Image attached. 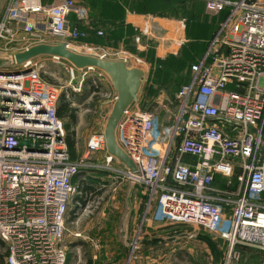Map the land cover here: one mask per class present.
I'll return each mask as SVG.
<instances>
[{
  "label": "built area",
  "instance_id": "1",
  "mask_svg": "<svg viewBox=\"0 0 264 264\" xmlns=\"http://www.w3.org/2000/svg\"><path fill=\"white\" fill-rule=\"evenodd\" d=\"M194 1L204 3L210 15L225 10L230 14L206 56L192 66L190 83L176 94L168 137L156 115L138 103L124 112L117 140L136 172L115 167L104 131L89 137L81 160L73 159L66 129L56 115L61 89L46 75L43 62L62 65L76 94L83 92L89 75L95 76L101 87L86 101L99 100L106 114L102 121L108 120L117 100L116 94L99 92L105 91L103 73L88 69L79 76L56 58L15 65L11 58L16 53L5 55L0 49V56L8 59L6 68L0 64V248L6 264H67L68 215L71 206L81 207L73 205L74 179L81 168L142 189L149 205L156 203V223L192 225L220 236L227 243L223 264H241L240 248L260 252L264 264V4ZM6 3L0 46L23 43L20 52L44 43L49 35L53 44L77 54L123 61L130 69L149 73L139 56L89 43L87 30L71 22L72 16L79 22L84 17L76 0ZM33 16L35 24L29 22ZM19 20L27 25L23 38L16 40L8 25ZM157 32L156 26L147 25L135 38L136 45L141 36L156 39ZM97 37L103 38L104 31ZM98 154L104 155L102 165L87 163ZM186 157L197 162L185 163ZM218 176L228 181L226 189L215 187Z\"/></svg>",
  "mask_w": 264,
  "mask_h": 264
},
{
  "label": "rangeland",
  "instance_id": "2",
  "mask_svg": "<svg viewBox=\"0 0 264 264\" xmlns=\"http://www.w3.org/2000/svg\"><path fill=\"white\" fill-rule=\"evenodd\" d=\"M166 1L174 5L166 11L167 16L179 21L187 19L190 27L201 24L203 20V23L207 26L216 19L207 15V11L203 6L198 5L196 7L193 2L192 4H184L186 2L183 0ZM256 1L264 4V0ZM5 3L6 0H0V14L4 11ZM112 3L119 5L120 10L114 11V14L118 17L124 13L123 7L131 12L144 11L141 7L142 4L137 0H76L77 7L84 8V10L80 8L81 11H84L82 20L87 21L102 17L100 6ZM220 26L213 27L212 31L207 33V38H192L193 40L190 43H183L181 48H174L172 53H169L160 62L154 57V53L149 50L150 53L146 52L144 55L145 59L147 58L146 60L151 62L152 72L143 89L141 106L156 115L165 137L169 136L170 128L166 129L164 123H172L176 116L175 107H172L173 98L188 83L192 66L208 53L218 37ZM43 63L46 67V75L50 77L56 87L61 89V97L65 95L67 101H71V109L77 110L76 122L69 127L71 131L66 130V132L75 133L76 151L73 157L76 161H79L85 155L86 143L89 137L105 130L107 120H102L103 118L106 119V114L99 107V100L95 99L96 97L86 102L84 100L85 103L82 101L83 105L78 100H73L74 97L81 98L69 86V75L62 65L54 64L48 60ZM0 64L2 68H6L8 59L6 57L0 58ZM88 80L92 81L91 84L98 92L95 87H101V82L95 76L90 75L86 80V84ZM103 84L105 91L99 92L103 93L104 96L113 94V89L105 83V80H103ZM91 89L92 86L89 85L86 90ZM64 122L65 125L68 124V121ZM171 126L172 124L168 127ZM97 156L101 157L99 154ZM96 158V156L89 157L87 163L94 164ZM84 175L90 179V182L88 181L90 185L98 190L102 189L103 194L100 198L88 195L86 206H82L80 211L76 213L75 216L78 220L73 223H70V221L75 207L71 206L68 215L70 233L66 238L68 248L67 264H73L72 256L79 257L83 255L81 249L75 248L74 242L76 240L83 242L86 259L89 256L94 260V264H223L227 243L220 236L192 225L156 223L153 221L152 216L151 218L147 217L145 221H142L141 217L133 222L127 211L130 208L128 201L123 200L127 189L120 191L119 186L114 183L113 175H101L89 171ZM99 178L107 181V183L102 185L95 183L94 181L99 180ZM125 184L130 185L131 183L127 182ZM233 184H236V179H233ZM75 188L73 205L76 204V197L80 196L76 185ZM155 204V202L152 203V213ZM150 215L148 214V216ZM135 239V246L129 258L130 248ZM2 254H4V249L0 248V256Z\"/></svg>",
  "mask_w": 264,
  "mask_h": 264
},
{
  "label": "crops",
  "instance_id": "3",
  "mask_svg": "<svg viewBox=\"0 0 264 264\" xmlns=\"http://www.w3.org/2000/svg\"><path fill=\"white\" fill-rule=\"evenodd\" d=\"M229 1H238V0H229ZM43 2L45 4H51L53 2V0H43ZM195 3V6L198 7L199 6H203L205 11V5L202 2H198L195 1L193 2ZM121 4V3H119ZM188 4H192V2L188 3ZM197 4V5H196ZM7 3L4 4V11L6 8ZM119 5L117 3H112L110 5H102V7L100 6V11L103 14L102 17H99V19L97 20H91V21H87V20H81V22L77 21L78 19L75 16L71 17V22L72 24L81 29V30H85L87 29L88 33H90L91 38L88 39L89 43L95 44L93 43V40H95L96 43H98L99 45L105 47V48H112L115 50H126L132 54H134L133 52H131L130 50H128V46H130L132 43L134 44L135 42V38L139 35L142 29H144L147 25L148 26H156L159 29V32L156 33L155 38L156 39H149L146 37L141 36V42L140 44L136 46L137 49V54H141V56L147 52V53H154V57L156 59H158L160 61H162L169 53H172V51L174 50V48H181L183 43H190L191 40H193L192 38H207V33L212 31V28L215 27L216 25H221L220 26V30L223 26V24L226 22L230 11L229 10H225L220 14L217 15H210L207 12V15H209L211 18H216L214 20L213 23H210L209 25L206 26L203 21H201V24L196 25V26H189V22L187 19H183L181 21L176 20L170 16H163V15H158L155 13H151V12H136V11H128V9H126L125 7H123L124 9V13H122L119 17L116 16L114 14V11H118L120 10ZM123 6V5H122ZM82 8V7H79ZM84 10V8H82ZM3 11V13H4ZM3 13L0 14V21L2 20L3 17ZM83 19V18H82ZM37 21V19L35 18V16L31 17L29 22L30 23H34ZM208 21V20H207ZM43 22L46 23V21L43 20ZM212 22V21H211ZM27 25V22L19 20V21H14L12 23H10L8 25L9 29H11L13 31V33H15V36L13 38H16V40H20L19 38H23V32L25 30V27ZM98 27V28H96ZM108 27L110 28H114V29H110L108 30ZM93 28V29H92ZM103 30L106 32V37L107 38H96V34L94 32H92L93 30ZM120 30V31H118ZM220 30L218 32V34L220 33ZM203 33V34H202ZM209 35V34H208ZM221 37H224V33L222 34ZM45 38H47L44 43H50L53 44L55 41L51 40V37L49 35H47ZM134 40V41H133ZM178 40V41H177ZM179 42L180 46L177 47L176 43ZM24 44L23 43H13L12 45H8L7 43H3L0 46V49L2 52L5 53V55L7 54H13V53H17L20 49L22 50ZM150 52H149V51ZM7 52V53H6ZM136 55V54H134ZM143 55V56H144ZM206 55H204L203 57H201L195 64L200 63L203 58ZM2 57V56H0ZM211 60H208V62H210ZM194 64V65H195ZM10 68V67H9ZM149 76L150 74H146L144 80H143V85L139 94V107L142 109L141 107V96L143 94V89L146 85V83L149 80ZM192 78V75H190V79L188 81V83H190ZM105 83L109 84L111 86V88L113 89V94H116V91L114 90V88L111 85V82L109 81L108 78L105 79ZM187 83V84H188ZM117 95V94H116ZM142 110H146V109H142ZM101 156L100 158L98 156H96V160L100 161L103 163L104 161V155H99ZM183 162L185 163H196L197 160L193 159V158H189L186 157L184 158ZM99 164V165H102ZM115 167L118 169H122L124 166H121L117 161L115 164ZM101 175L106 174V173H100ZM107 175V174H106ZM219 178V176L217 177ZM216 178V179H217ZM107 183V181L105 180H101V182H99L100 185ZM114 183L119 186L120 191H124V189H127L126 194H124V199L123 200H127L128 201V206H130V208L127 210L128 213L130 214L129 217H131V219L133 220V222L139 218L142 217V221H145V219H147V217L153 218V214L156 210V204L154 207V211L152 213V206L149 205V196L147 195V193H144L142 191V189H140L139 187L134 186L133 184H117L116 181H114ZM103 191V190H102ZM83 205H81V207H77L75 206L74 210L76 211V213L78 211H80V209L82 208ZM74 207V206H73ZM77 208V209H76ZM148 214L150 216H148ZM78 220L75 219L74 221H70V223L76 222ZM154 221V220H153ZM141 229V227H140ZM79 238H81V236H78ZM80 240H76V242H74L75 244V248H79L82 250L83 255L81 256H72L73 259V264H85L86 259V255L84 253V248H83V242H79ZM72 248V247H71ZM79 250V251H81ZM71 255V253H70ZM93 260V259H92ZM94 262V260H93Z\"/></svg>",
  "mask_w": 264,
  "mask_h": 264
},
{
  "label": "water",
  "instance_id": "4",
  "mask_svg": "<svg viewBox=\"0 0 264 264\" xmlns=\"http://www.w3.org/2000/svg\"><path fill=\"white\" fill-rule=\"evenodd\" d=\"M38 58H56L72 66L79 76L84 70L92 69L103 73L111 82L116 91L117 100L113 105L107 120L104 135L107 153L121 166L136 172L133 162L118 144L117 127L124 112L133 104L139 102V94L146 73L140 69H130L123 61L102 60L93 56L80 55L67 50L63 44L40 43L16 53L11 58L15 65H25ZM27 71V70H25ZM26 145L25 143H22ZM202 161V160H201ZM213 165L214 162H209ZM135 241L130 248V256L135 246Z\"/></svg>",
  "mask_w": 264,
  "mask_h": 264
},
{
  "label": "trees",
  "instance_id": "5",
  "mask_svg": "<svg viewBox=\"0 0 264 264\" xmlns=\"http://www.w3.org/2000/svg\"><path fill=\"white\" fill-rule=\"evenodd\" d=\"M137 1H139L142 4L141 7H142V10H144L142 12H151V13H155V14L163 15V16H167L166 11H168L172 6H174L172 3H169L166 0H137ZM183 1L186 2L184 4H187L190 2H195L194 0H183ZM138 9H140V8H138ZM138 12H140V11L138 10ZM96 28H98V27H96ZM114 28H116V27H114ZM114 28L108 27V30L114 29ZM85 30H87V29H85ZM92 32H94L96 34L95 35L96 38H98L97 37L98 30L95 29ZM106 35H108V34H106V32L104 31V37L102 39L109 37V36L106 37ZM89 38H91L90 33H89ZM93 43H95V45L101 46L98 44L99 42L96 43L95 40H93ZM136 46L137 45L134 42V44L132 43L130 46H128V50H130L131 52H133L134 54H136L137 56L142 58L147 63V65L149 66V74L151 75V72H152L151 62L149 60H146L147 58L145 59V57L143 56L144 54L142 56H141V54H137ZM149 78H150V76H149ZM91 83H92V81L88 80L87 84H88V86L89 85L92 86L91 90H86L88 86H87V84H85V86H87V87L84 86V88H85V89H83L84 92L81 94H78L81 99H77L76 97H74L73 100L76 99L79 102H81V104H83L84 100L86 101L88 99L90 93L95 91V89ZM85 91H86V94H85ZM73 96L74 95L72 94V97ZM174 102H175V96H174L173 101H172V107H174ZM142 109H144V108L142 107ZM146 111H148V110H146ZM76 114H77V110L71 109V101L68 102L65 95H63L62 97L60 96L58 106H57L56 115L63 122V124L65 123L64 121H68L67 125L64 124V127L66 130H70L69 127L76 122V119H77ZM172 123L171 122H165L164 126L168 127ZM70 131L69 132L67 131V144L69 147V151L73 157V155L76 151L75 150L76 137H75V133H72ZM73 159H74V157H73ZM101 163L102 162H100L98 160L94 161V164H101ZM87 171L96 172L97 174L102 173L101 171H98L96 169L89 170L86 168H81L79 170V174L74 179V185L77 186L78 192L80 194V196L76 197V203L83 205V206H86V204H87V196L88 195H91V197L94 196V198L95 197L100 198L103 194L102 189L98 190L96 187H94V186L92 187L90 185V183H89L90 179H88L84 175V173H86ZM232 181H233V179H232ZM94 182L99 184V182H101V179L99 178V180L94 181ZM232 186H233V182H232ZM232 186H231V188H234ZM215 187L218 189L224 190L228 187V181L226 179H224L223 177H219L216 179ZM75 215H76V211L74 210L72 212V215H71L72 221H74L77 218V216H75ZM0 247L1 248L4 247L3 244L1 243V241H0ZM239 250L242 254L241 264H260L261 263L263 255L260 252H256V251L246 249V248H240ZM5 258H6V254H2L0 256V264H6ZM86 264H94L92 258H90L89 256L87 257Z\"/></svg>",
  "mask_w": 264,
  "mask_h": 264
}]
</instances>
